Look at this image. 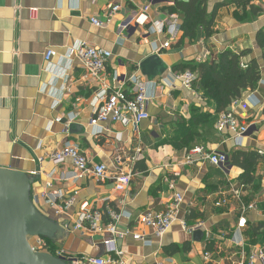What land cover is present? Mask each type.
Listing matches in <instances>:
<instances>
[{"label":"crops","instance_id":"crops-1","mask_svg":"<svg viewBox=\"0 0 264 264\" xmlns=\"http://www.w3.org/2000/svg\"><path fill=\"white\" fill-rule=\"evenodd\" d=\"M114 1L0 0V168L41 177L33 186L34 201L47 218L66 226L64 240L50 247L68 264L107 255L108 235L74 230L85 205L112 206L122 214L116 247L127 264L246 262L264 246V155L254 182L246 187L240 186L243 170L231 158L239 151L264 153V0H251L246 7L236 0H205L213 33L207 39L200 29L195 41L183 37V21L172 12L178 0H138L110 17ZM147 5L149 20L143 25L139 19ZM95 19L103 26H95ZM158 23L164 25L162 33L154 28ZM168 42L170 47L163 48ZM78 43L112 53L99 79L65 58L67 48ZM49 50L57 53L50 66L45 61ZM225 51L242 55L244 65L254 62L260 71L255 88L228 109L249 128L240 147L233 134L216 130L221 114L213 101L176 78L186 65L218 62ZM134 78L147 89L150 119L138 126L92 128L98 98L121 88L132 95ZM194 108L214 122L211 131L200 128L203 138L194 146L226 155V167L210 162L187 166L185 150L161 146L177 123L193 118ZM67 145L78 146L91 164L104 165L107 180L89 175L78 181L71 160L60 165L48 160ZM138 165L147 173L136 170ZM125 174L133 175L132 184L119 192L114 179ZM177 195L183 198L178 221L160 241L139 217L149 210L165 211ZM73 198L75 204L66 209ZM243 216L247 225L240 229ZM183 222L202 228L190 234ZM199 231L202 238L195 237ZM138 234L145 241L134 240ZM207 252L211 261L204 259Z\"/></svg>","mask_w":264,"mask_h":264},{"label":"built area","instance_id":"built-area-1","mask_svg":"<svg viewBox=\"0 0 264 264\" xmlns=\"http://www.w3.org/2000/svg\"><path fill=\"white\" fill-rule=\"evenodd\" d=\"M138 0H115L109 6V16H115L120 12L124 4L136 5ZM150 6H145L141 10L140 23L147 24L148 12ZM34 12V11H33ZM92 23L97 27L103 26L98 20H92ZM155 30L162 33L164 30L163 24H156ZM170 43H165L163 48L168 49ZM57 56L54 50H49L45 55V61L51 64L52 60ZM112 53L101 48L92 47L86 44L78 43L72 47L67 48L65 58L69 62L78 61L87 72L88 76L94 79H99L107 68L108 61L111 59ZM182 85L187 89H192L194 83L197 81V75L192 72H185L176 75ZM134 85V93L132 95L126 93L122 88L114 90L111 94L105 92V94L98 98L96 101V112L92 119L90 126L94 129H98L103 124H115L132 123L138 126L145 120L150 119L148 111L149 98L147 95L146 87L136 78L132 79ZM238 100L233 104H237ZM216 130L219 133L226 131L230 132L234 136V140L237 146H242L245 136L248 134L249 128L240 125L234 112L227 111L222 113L216 122ZM101 134V131L98 133ZM259 155H264L260 152ZM49 161L56 165L64 164L66 161L71 160L73 167L77 172V180H83L89 175L94 176L99 181L107 180V168L100 164H91L88 157L80 150L76 145H67L63 149L56 151L48 158ZM44 161V160H41ZM200 162H210L218 167H226L229 164V158L224 154H218L215 152H208L203 147H195L187 155L185 165L192 166ZM133 180L132 174H125L117 176L114 181L116 183V189L119 192H126L129 190ZM46 198L47 195L43 194ZM183 202V198L180 195L174 197V199L168 204L165 211H152L149 210L143 213L138 222L151 229L154 236L158 240H163L169 233L173 225L178 221V211ZM75 204L74 198L69 199L66 202V209L71 208ZM226 204V201L217 203V207H222ZM253 209L254 207H249ZM105 214L107 219H105ZM122 214L117 212L113 207L108 206L104 210L90 208L88 205L82 207L80 215L74 225L75 231H88L99 234H106L109 236L104 244L107 248V255L101 258H84L83 264H127L125 261V253L116 247L117 241L122 237L118 231V224L121 220ZM247 225L245 216L241 217L238 223V228L244 229ZM182 227L190 234L198 231L202 226L189 227L185 222L182 223ZM134 240L145 241L144 236L138 234L134 236ZM32 248L36 252L53 253L55 256L62 257L61 252H54L50 247L47 240L39 237H33L30 239ZM204 259L211 261L213 259L210 253H205ZM264 264V246L253 250L247 261L241 264Z\"/></svg>","mask_w":264,"mask_h":264},{"label":"trees","instance_id":"trees-1","mask_svg":"<svg viewBox=\"0 0 264 264\" xmlns=\"http://www.w3.org/2000/svg\"><path fill=\"white\" fill-rule=\"evenodd\" d=\"M236 1L240 4L244 2L242 4L246 7V4L250 3L251 0ZM206 11L205 0L177 1L172 12L178 13L183 21L181 31L185 39L195 41L198 38L200 29L205 32L207 39L211 37L213 20L208 19ZM241 57L242 55L225 51L218 62L192 63L180 69L182 73L189 71L197 75L194 86H197L206 94L208 99L213 101L217 115L227 112L234 101L240 100L245 91L254 89L260 80L258 65L254 62L244 65ZM213 124L210 114H203L200 109L194 108L193 118L189 121L177 123L170 132V137L161 141V146L165 144L172 145L177 150H185L187 156L190 151L197 147L194 146L195 142L203 138V135L199 133L200 128L208 132L211 131ZM259 159H261V156L254 152L239 151L233 154L231 164L243 170L240 186L246 187L254 182V174ZM139 165L136 170L140 169L143 173H147V167L143 165L144 167L141 168ZM193 214L194 212L189 217H192ZM105 219H107L106 214ZM47 241L51 243L49 240ZM174 250L179 249L176 247Z\"/></svg>","mask_w":264,"mask_h":264},{"label":"water","instance_id":"water-1","mask_svg":"<svg viewBox=\"0 0 264 264\" xmlns=\"http://www.w3.org/2000/svg\"><path fill=\"white\" fill-rule=\"evenodd\" d=\"M40 180L39 175L0 168V264H68L64 257L32 248L33 237L58 244L66 235V226L47 218L34 201L33 186Z\"/></svg>","mask_w":264,"mask_h":264}]
</instances>
